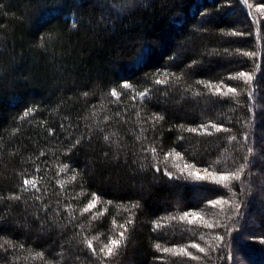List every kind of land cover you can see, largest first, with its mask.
Segmentation results:
<instances>
[{
  "label": "trees",
  "instance_id": "obj_1",
  "mask_svg": "<svg viewBox=\"0 0 264 264\" xmlns=\"http://www.w3.org/2000/svg\"><path fill=\"white\" fill-rule=\"evenodd\" d=\"M260 5L0 0V264H264ZM173 149L183 159L165 163Z\"/></svg>",
  "mask_w": 264,
  "mask_h": 264
},
{
  "label": "snow or ice",
  "instance_id": "obj_2",
  "mask_svg": "<svg viewBox=\"0 0 264 264\" xmlns=\"http://www.w3.org/2000/svg\"><path fill=\"white\" fill-rule=\"evenodd\" d=\"M245 3H247V0H245ZM260 9L264 10V5H260ZM246 55L251 57V56H254L255 54L254 53H246ZM232 78L241 80L243 83L247 84L250 81H252L253 75L250 73H247V72H239L236 74V76H234ZM155 82L157 84H163V83H166L167 80L166 79L165 80H159L158 79ZM122 87L127 89V88H131L132 86L128 83H124L122 85ZM217 91H219L218 88H217ZM228 92L233 94V95L239 94L237 92V89L234 87H228ZM110 94L113 97H118V95H119L116 90H112ZM137 95L140 96L141 98H143L146 95V93L141 91V92L137 93ZM135 98L136 97L134 96L133 99H135ZM29 111H31V109H29ZM24 115L27 116L28 112H25ZM157 119H159V118H157ZM213 127H216V125H213ZM188 131L195 132L196 129H188ZM151 151L155 152L156 149L152 148ZM173 155L175 156L176 159H183L181 154L179 152H175V150L173 149L172 151L168 152L165 155L164 162L167 163L168 158L173 157ZM174 166L177 168H180L179 164H174ZM66 167L67 166H65V168ZM194 167H195V165H190L187 163V161H185L183 164L184 169L194 168ZM62 171H63V169H62ZM204 171H208V170L204 169ZM242 172H243V168L241 167L240 169H237L235 172H231V173H227V174H219L218 178H219V181H221V182H228L231 180H239L241 178ZM213 175H216V174H213ZM72 179L74 180L75 177L73 176ZM200 179H203V177H200ZM38 183H39V181L36 178L23 180V185H24L25 190H28L29 188L39 190L38 189ZM61 186H63V184ZM222 186L227 187V183H224ZM13 198L18 199L19 197L17 196V197H13ZM98 202H99V197H97V196H95V194H93V198L83 207L82 213H87V212L91 211L92 209L96 208ZM109 203H111V202H109ZM133 207H135V205H133ZM99 214L100 213H97V215H99ZM189 216L193 217V219L189 221L190 223H195L197 220H201V221L204 220L203 216H201V214L197 213V212H192V213L185 212L179 219L184 220V219L188 218ZM92 218L95 219L96 218L95 215ZM127 223H131V220H129ZM127 223L119 225V227L123 229V231H120L117 234L119 238H116V236H109L107 239V242L101 244V246L99 248V254H102L103 257H105V258H110V257L117 254V250L122 246V241L125 239V232L127 231ZM113 224L115 226V221H113ZM204 225L209 227V228H211L213 226L212 223H210L208 221H204ZM96 239H99V237H93V238L87 239L85 241L88 248L91 249L93 253H96V248L93 246V241ZM191 247L198 249V251H200V252L206 251L205 248L200 247L199 244H192ZM156 248L160 249V245L157 244ZM163 251L171 252L173 250L168 249V248H164ZM181 252L186 253V250L181 249ZM186 254L191 255L190 253H186ZM192 258L195 259L196 257H192Z\"/></svg>",
  "mask_w": 264,
  "mask_h": 264
},
{
  "label": "rangeland",
  "instance_id": "obj_3",
  "mask_svg": "<svg viewBox=\"0 0 264 264\" xmlns=\"http://www.w3.org/2000/svg\"><path fill=\"white\" fill-rule=\"evenodd\" d=\"M194 175H195L196 177H198V178H200V177L205 178V177H208V176H209V177H210V176L212 177V173L209 172V171H204V169H202V170H200V169L195 170V171H194ZM218 177H219V175L216 176V177H212V178H218ZM218 179H219V178H218ZM259 213H260V210H257L256 212L253 213V215H254V216H257ZM250 225L255 226L256 223L253 222V221H251V222L249 223V226H250ZM241 264H246V263L241 262Z\"/></svg>",
  "mask_w": 264,
  "mask_h": 264
}]
</instances>
